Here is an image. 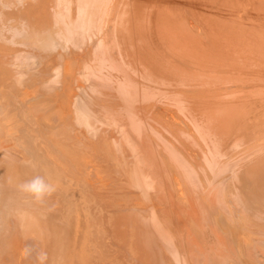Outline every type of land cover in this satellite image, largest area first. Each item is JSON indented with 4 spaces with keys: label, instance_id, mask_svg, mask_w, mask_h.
Instances as JSON below:
<instances>
[{
    "label": "bare ground",
    "instance_id": "bare-ground-1",
    "mask_svg": "<svg viewBox=\"0 0 264 264\" xmlns=\"http://www.w3.org/2000/svg\"><path fill=\"white\" fill-rule=\"evenodd\" d=\"M0 264H264V0H0Z\"/></svg>",
    "mask_w": 264,
    "mask_h": 264
}]
</instances>
